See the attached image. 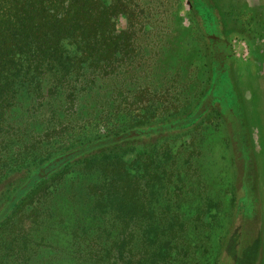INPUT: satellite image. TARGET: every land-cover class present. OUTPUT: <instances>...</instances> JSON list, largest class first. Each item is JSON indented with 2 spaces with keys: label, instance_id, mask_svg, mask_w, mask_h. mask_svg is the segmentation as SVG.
<instances>
[{
  "label": "rangeland",
  "instance_id": "374dc122",
  "mask_svg": "<svg viewBox=\"0 0 264 264\" xmlns=\"http://www.w3.org/2000/svg\"><path fill=\"white\" fill-rule=\"evenodd\" d=\"M112 2L98 79L24 98L5 131L0 264H264V7ZM145 115L164 120L112 136Z\"/></svg>",
  "mask_w": 264,
  "mask_h": 264
},
{
  "label": "trees",
  "instance_id": "16d2710c",
  "mask_svg": "<svg viewBox=\"0 0 264 264\" xmlns=\"http://www.w3.org/2000/svg\"><path fill=\"white\" fill-rule=\"evenodd\" d=\"M105 4L104 0H0L1 147L18 108L24 103L32 104L38 92L82 89L88 74L98 79L97 73L90 69L95 65L93 57L99 54L102 32L107 33L111 54L117 46L114 41L117 37L113 35L117 5ZM24 98L32 99L28 102ZM163 120L153 121L145 115L142 122L130 124L122 132L115 130L112 136ZM58 155L61 156L53 163L47 162L38 168L42 175L36 179L74 158V154ZM17 166L14 163L11 167Z\"/></svg>",
  "mask_w": 264,
  "mask_h": 264
},
{
  "label": "bare ground",
  "instance_id": "6f19581e",
  "mask_svg": "<svg viewBox=\"0 0 264 264\" xmlns=\"http://www.w3.org/2000/svg\"><path fill=\"white\" fill-rule=\"evenodd\" d=\"M240 142H241V141H240ZM241 143H242V142H241ZM242 147H243V146H242ZM246 176H247V174H246ZM249 180H250V179H249ZM245 221H246V220H245ZM248 226H249V225H248ZM233 239H236L235 235H234V238H233ZM238 240H239V239H238ZM236 241H237V240H236ZM232 247H233V246H232ZM234 248H235V247H234ZM230 251H231V250H230ZM234 254H235V253H234ZM229 255H230V254H228V256H229ZM231 255H233V254L231 253ZM228 256H227V257H228ZM227 259H228V258H227ZM225 260H226V259H225ZM235 260H236V259H235ZM224 262H225V261H224ZM227 262H228V261H227ZM227 262H226V263H227Z\"/></svg>",
  "mask_w": 264,
  "mask_h": 264
},
{
  "label": "crops",
  "instance_id": "0c3cea01",
  "mask_svg": "<svg viewBox=\"0 0 264 264\" xmlns=\"http://www.w3.org/2000/svg\"><path fill=\"white\" fill-rule=\"evenodd\" d=\"M260 4H262V7H264V0H258Z\"/></svg>",
  "mask_w": 264,
  "mask_h": 264
}]
</instances>
